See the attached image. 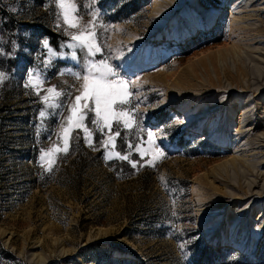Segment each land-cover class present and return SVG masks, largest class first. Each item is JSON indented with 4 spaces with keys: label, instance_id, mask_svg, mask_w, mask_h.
<instances>
[{
    "label": "rangeland",
    "instance_id": "1",
    "mask_svg": "<svg viewBox=\"0 0 264 264\" xmlns=\"http://www.w3.org/2000/svg\"><path fill=\"white\" fill-rule=\"evenodd\" d=\"M99 7L104 52L135 82L143 118L122 135L135 143L153 132L164 158L139 171L106 163L81 133L46 173L42 104L25 72L41 65L43 39L59 48L69 36L50 0H0V70L9 74L0 85V264H264V0ZM77 53L38 73L46 86L79 94V82L58 74L82 70ZM43 127L58 131L55 119ZM94 139L98 146L99 132Z\"/></svg>",
    "mask_w": 264,
    "mask_h": 264
},
{
    "label": "snow or ice",
    "instance_id": "2",
    "mask_svg": "<svg viewBox=\"0 0 264 264\" xmlns=\"http://www.w3.org/2000/svg\"><path fill=\"white\" fill-rule=\"evenodd\" d=\"M50 2L57 9L56 15L60 21L57 29L63 28L69 40L59 48H54L49 40L43 39L41 48L35 54L40 58L42 67L37 65L27 69L24 82V87L42 104L38 119L43 123L55 119L58 128V131L45 129L43 123L36 126L38 136H43L47 131L45 139L50 144L49 147L40 149L41 167L46 173H51L59 160L70 154L73 142L79 140L82 133L84 143L93 151L103 149V159L106 163L115 159L127 162L137 171L145 166L155 168L164 158V153L156 145L154 133L148 131L146 141L137 140L135 143L122 135V130L134 133L143 118L135 111V82L122 78L110 62L111 57L104 52L107 44L103 34L109 26L103 21L104 12L99 7V0H88L85 6L79 5L77 0ZM82 7L86 8V11H82ZM84 15L89 17L86 22ZM65 48L69 50L67 53L63 51ZM77 50L82 54V70L68 69L58 74L67 75L79 82L76 89L79 94L72 96L70 91H63L58 86H46L48 79L38 73L52 68L57 60L70 58L77 61ZM4 55V52H0V56ZM8 79L7 71L0 70V85ZM95 132L100 133L98 146L94 139ZM118 138L125 139L127 147L123 151L119 149ZM145 143L147 147L143 146ZM135 155H138L139 159H135ZM175 215L173 212V216ZM196 239L197 237L193 236L180 243L181 253L186 254L185 248Z\"/></svg>",
    "mask_w": 264,
    "mask_h": 264
},
{
    "label": "bare ground",
    "instance_id": "3",
    "mask_svg": "<svg viewBox=\"0 0 264 264\" xmlns=\"http://www.w3.org/2000/svg\"><path fill=\"white\" fill-rule=\"evenodd\" d=\"M230 13L233 15V14H235V11H234V9L233 8H231V11H230ZM232 17V16H231ZM171 92H173V91H171Z\"/></svg>",
    "mask_w": 264,
    "mask_h": 264
},
{
    "label": "trees",
    "instance_id": "4",
    "mask_svg": "<svg viewBox=\"0 0 264 264\" xmlns=\"http://www.w3.org/2000/svg\"><path fill=\"white\" fill-rule=\"evenodd\" d=\"M54 46H55V44H54ZM72 148H73V146H72ZM72 151H73V149H72ZM4 253H5L6 256H10V254H7L6 252H4Z\"/></svg>",
    "mask_w": 264,
    "mask_h": 264
}]
</instances>
